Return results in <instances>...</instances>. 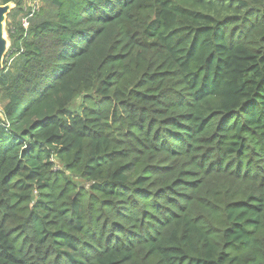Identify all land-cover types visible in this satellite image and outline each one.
<instances>
[{"label": "trees", "instance_id": "trees-1", "mask_svg": "<svg viewBox=\"0 0 264 264\" xmlns=\"http://www.w3.org/2000/svg\"><path fill=\"white\" fill-rule=\"evenodd\" d=\"M26 1L0 264H264V0Z\"/></svg>", "mask_w": 264, "mask_h": 264}, {"label": "water", "instance_id": "water-1", "mask_svg": "<svg viewBox=\"0 0 264 264\" xmlns=\"http://www.w3.org/2000/svg\"><path fill=\"white\" fill-rule=\"evenodd\" d=\"M16 8L14 3L0 5V72L4 69V61L9 54L11 42L7 35L6 20L7 16ZM3 118V113L0 110V119Z\"/></svg>", "mask_w": 264, "mask_h": 264}, {"label": "rangeland", "instance_id": "rangeland-1", "mask_svg": "<svg viewBox=\"0 0 264 264\" xmlns=\"http://www.w3.org/2000/svg\"><path fill=\"white\" fill-rule=\"evenodd\" d=\"M38 5L40 6L41 4H39V1L38 0H36V1H34V0H27L26 2H25V8H37L38 7ZM15 11V12H14ZM12 13H11V15H8L7 16V20H6V30H7V32H8V29H9V25L11 24V21H12V19L13 18H16V20L17 21H19V20H24L23 18H24V15L22 16V15H19V11H16V10H14ZM22 18V19H21ZM7 35H8V33H7ZM9 38V37H8ZM10 57H11V55H10ZM6 59V58H5ZM14 61V59H12L10 62H9V65H11L12 64V62ZM3 108V104L2 103H0V110Z\"/></svg>", "mask_w": 264, "mask_h": 264}, {"label": "built area", "instance_id": "built-area-1", "mask_svg": "<svg viewBox=\"0 0 264 264\" xmlns=\"http://www.w3.org/2000/svg\"><path fill=\"white\" fill-rule=\"evenodd\" d=\"M25 27H28V23H25Z\"/></svg>", "mask_w": 264, "mask_h": 264}]
</instances>
